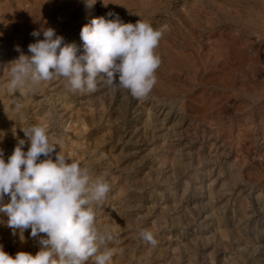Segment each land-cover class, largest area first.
<instances>
[{"label":"rangeland","instance_id":"1","mask_svg":"<svg viewBox=\"0 0 264 264\" xmlns=\"http://www.w3.org/2000/svg\"><path fill=\"white\" fill-rule=\"evenodd\" d=\"M104 3L0 0L5 160L22 128L39 124L56 152L109 185L94 205L97 229L113 236L101 249L108 264H264V0ZM100 16L141 20L162 33L146 98L102 75L91 93L71 91L62 77L9 90L11 68L31 55L42 29H55L80 56L81 29ZM0 246L10 255L39 250L30 229L21 241L3 224Z\"/></svg>","mask_w":264,"mask_h":264},{"label":"clouds","instance_id":"2","mask_svg":"<svg viewBox=\"0 0 264 264\" xmlns=\"http://www.w3.org/2000/svg\"><path fill=\"white\" fill-rule=\"evenodd\" d=\"M103 4L107 6L104 0ZM42 32L43 39L28 46L31 55L16 59L9 90L29 81L35 85L62 77L71 91L91 93L102 75L108 85L143 99L156 84L161 61L155 49L162 33L148 23H125L118 16L93 18L81 29L84 53L80 56L76 45L64 43L55 29ZM40 34L39 30L32 33L34 37ZM22 131L24 138L7 161L0 151V224L14 236L19 234L21 241L30 229L39 250L10 255L0 246V264H108L111 254L101 249L113 236L97 229L94 205L103 204L109 185L56 152L58 142L45 127L33 124ZM141 238L153 246L157 243L150 231H142Z\"/></svg>","mask_w":264,"mask_h":264},{"label":"bare ground","instance_id":"3","mask_svg":"<svg viewBox=\"0 0 264 264\" xmlns=\"http://www.w3.org/2000/svg\"><path fill=\"white\" fill-rule=\"evenodd\" d=\"M124 262V261H123Z\"/></svg>","mask_w":264,"mask_h":264}]
</instances>
